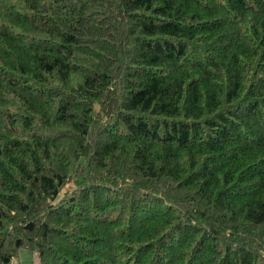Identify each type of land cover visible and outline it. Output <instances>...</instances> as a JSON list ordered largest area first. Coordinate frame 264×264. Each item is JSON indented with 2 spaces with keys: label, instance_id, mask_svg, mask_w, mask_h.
<instances>
[{
  "label": "trees",
  "instance_id": "trees-1",
  "mask_svg": "<svg viewBox=\"0 0 264 264\" xmlns=\"http://www.w3.org/2000/svg\"><path fill=\"white\" fill-rule=\"evenodd\" d=\"M264 264V0H0V264Z\"/></svg>",
  "mask_w": 264,
  "mask_h": 264
},
{
  "label": "rangeland",
  "instance_id": "rangeland-1",
  "mask_svg": "<svg viewBox=\"0 0 264 264\" xmlns=\"http://www.w3.org/2000/svg\"><path fill=\"white\" fill-rule=\"evenodd\" d=\"M37 255L33 250L22 248L18 250L17 255L10 264H37Z\"/></svg>",
  "mask_w": 264,
  "mask_h": 264
}]
</instances>
